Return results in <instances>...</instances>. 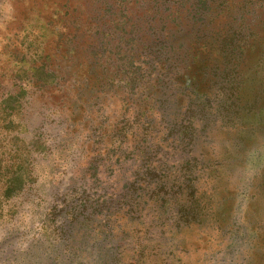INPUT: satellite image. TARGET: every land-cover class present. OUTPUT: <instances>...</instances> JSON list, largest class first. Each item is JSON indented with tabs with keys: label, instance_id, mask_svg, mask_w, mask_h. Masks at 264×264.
I'll return each instance as SVG.
<instances>
[{
	"label": "rangeland",
	"instance_id": "rangeland-1",
	"mask_svg": "<svg viewBox=\"0 0 264 264\" xmlns=\"http://www.w3.org/2000/svg\"><path fill=\"white\" fill-rule=\"evenodd\" d=\"M0 264H264V0H0Z\"/></svg>",
	"mask_w": 264,
	"mask_h": 264
},
{
	"label": "trees",
	"instance_id": "trees-1",
	"mask_svg": "<svg viewBox=\"0 0 264 264\" xmlns=\"http://www.w3.org/2000/svg\"><path fill=\"white\" fill-rule=\"evenodd\" d=\"M156 37V36H155ZM176 44V38L173 35V33L169 32V37L162 38L160 37L155 44H150L149 48L153 47L152 50L155 49V51H150V54L153 53L155 56V60H159V63L162 61L166 64L170 59H176L178 50L175 47ZM165 84L163 83V86Z\"/></svg>",
	"mask_w": 264,
	"mask_h": 264
}]
</instances>
